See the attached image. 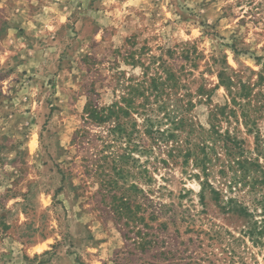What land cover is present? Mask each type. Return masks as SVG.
<instances>
[{"label": "rangeland", "instance_id": "374dc122", "mask_svg": "<svg viewBox=\"0 0 264 264\" xmlns=\"http://www.w3.org/2000/svg\"><path fill=\"white\" fill-rule=\"evenodd\" d=\"M141 48L146 63L152 55L181 72L176 93L160 98L185 121L167 142L142 136L149 154L133 151L137 132L113 142L83 112L86 98L109 104L140 76L126 51ZM0 57V264H240L237 252L264 264V244L242 238L245 219L222 207L236 197L262 218L264 187L246 182L256 175L230 189L240 167L209 142L200 198L203 174L183 163L209 108L229 102L216 86L227 68L234 89H249L258 149L239 111L219 129L264 169V0H0Z\"/></svg>", "mask_w": 264, "mask_h": 264}, {"label": "trees", "instance_id": "16d2710c", "mask_svg": "<svg viewBox=\"0 0 264 264\" xmlns=\"http://www.w3.org/2000/svg\"><path fill=\"white\" fill-rule=\"evenodd\" d=\"M183 52L185 53V57L188 58V50H183ZM143 54V48L126 51V59L130 61V64L140 68V76L138 75L136 78L132 76L125 85L123 83L119 84L123 90L121 93L118 92L115 100L109 104L98 105L94 103L91 97L86 98L83 112L85 119L89 123L106 128V131L112 135L113 142L116 139H122V137L130 139L132 133L137 132L138 139L133 144V151H137L139 154H149L152 149L145 146L142 136L153 140V142L161 140L167 142V140L176 136L179 128L182 127L183 129L185 121L181 114L177 118L176 114L168 108L166 102L160 98L165 91L168 98L176 93V88L182 85L181 72L169 68L167 62L161 60V58L155 64L156 59L152 55L148 56V62L146 63ZM263 72L264 64H262L260 78H262ZM217 76L218 84L216 86L223 85L226 87L230 98L229 102L222 105H213L209 108L208 127L199 126V142L193 143L190 148L187 147L183 155V163H188L189 159H192V164L202 172L205 179H203V182H200V198H203L205 187L210 186V183L207 181V175L211 160L209 152L206 150L211 149L209 144L213 145L216 141H222V146L226 150L227 155L233 156L234 162L240 167V175H237V172H233L234 177L228 180V187L230 189L236 186L237 183L245 185L246 182L249 183L250 190L254 192H258L264 187V169L258 162V158L251 160L243 156L242 141L235 134L231 133L229 129L223 131L219 129L220 119L229 121V118L236 117L237 111H239L241 121L246 127V132L254 133V143L256 150L258 149L259 134L253 128L256 123V118L254 117L256 110L250 106L251 100L248 99L250 95L249 89L243 82H240L239 88L234 89L231 75L227 73V68L219 70ZM118 83L116 81L113 86L114 93H116ZM201 91L202 88H200ZM150 96H153L154 100H149ZM139 99L141 100L139 101ZM153 104L156 105V108L153 107ZM156 110L157 112H162L161 117L152 115ZM139 117H141V124L137 122ZM164 118L166 121H169V125L161 128L160 125L163 124L162 120ZM128 121H131L130 130L127 129ZM190 128L189 132H193V129ZM220 172H223V170H220ZM251 173H254L256 177L254 178V175H252L253 180L245 182L244 180L248 179ZM139 177L141 178L142 176L140 175ZM136 189L142 192L140 187H136ZM212 189L216 196L221 194L218 190ZM256 201L262 204V218L259 220L254 219L255 209H251L236 197L227 198V200L222 202V207L226 208L229 212L238 213L245 219L243 227L239 232L242 238L247 237L252 244L262 246L264 244V196L261 195ZM124 202L128 204L127 199ZM216 234L220 237L222 236L219 230H216ZM230 236L232 237V242L240 241L233 235ZM231 251L233 252V249ZM234 255L238 258V260H234L236 263L244 264L241 252H237Z\"/></svg>", "mask_w": 264, "mask_h": 264}, {"label": "clouds", "instance_id": "9594fccd", "mask_svg": "<svg viewBox=\"0 0 264 264\" xmlns=\"http://www.w3.org/2000/svg\"><path fill=\"white\" fill-rule=\"evenodd\" d=\"M46 11H47V10H46ZM236 11H239V9H237ZM117 15H119V13H117ZM37 19H40V17H37ZM64 19H65V16H63V15H61V16L59 17V20H60L61 23L64 22ZM233 23H235V22H233ZM45 27H49L50 30H52V29H51V26H50L49 23H48V21H45ZM198 35H200L199 30H198V29H193V36H198ZM117 43H119V41H117ZM3 59H4V57H0V61H2ZM229 62H231V61H229ZM136 72L139 73V72H140V69L137 68V69H136Z\"/></svg>", "mask_w": 264, "mask_h": 264}]
</instances>
